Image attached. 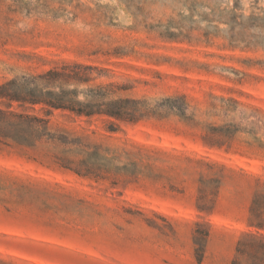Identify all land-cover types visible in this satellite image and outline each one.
Instances as JSON below:
<instances>
[{
  "label": "rangeland",
  "instance_id": "374dc122",
  "mask_svg": "<svg viewBox=\"0 0 264 264\" xmlns=\"http://www.w3.org/2000/svg\"><path fill=\"white\" fill-rule=\"evenodd\" d=\"M61 61L105 69L97 83L128 85L115 96L150 107L185 95L195 121L233 123L240 133L230 149H210L200 128L174 116L110 132L107 118L51 111L52 133L65 129L111 148L143 145L166 155L148 162L152 172L144 162L136 180L112 185L1 149L0 174L31 181L42 195L15 204L14 215L0 206V255L28 264H198V222L210 230L200 264H230L256 178L264 177V150L244 143L252 135L264 143V0H0V84ZM212 96L237 104L211 110ZM25 111L45 116L40 107ZM125 162L121 156L117 165ZM201 173L207 190L221 180L211 214L196 209Z\"/></svg>",
  "mask_w": 264,
  "mask_h": 264
},
{
  "label": "trees",
  "instance_id": "16d2710c",
  "mask_svg": "<svg viewBox=\"0 0 264 264\" xmlns=\"http://www.w3.org/2000/svg\"><path fill=\"white\" fill-rule=\"evenodd\" d=\"M105 69L76 61H61L42 74L11 79L0 84V150L18 149L27 159L40 164L49 163L56 168L75 176L95 182L110 181L116 185L120 180L130 182L143 174L142 164L146 162L148 172L152 167L150 160L166 152L143 145L130 148H111L93 141L87 135L60 129L50 131L47 116L51 111L61 110L76 117H104L111 121L110 132L116 131L121 123L136 124L143 120H163L174 116L191 128H200L199 135L203 146L210 149H230L237 140L240 128L233 123L201 125L194 115H187L189 103L185 95H173L162 99L153 107L145 99L115 96L126 92L130 87L119 83H97ZM211 110H225V103L237 104L233 99L211 97ZM40 107L45 116L30 114L27 108ZM249 147L264 150V143L255 135L244 141ZM43 146V150H39ZM28 151H38L29 155ZM124 156L127 160L122 166L117 162ZM188 162L224 170L215 162L186 158ZM149 173L148 177H150ZM213 189L207 190V180L200 174V187L196 201L199 212L211 214L214 210L220 178L211 180ZM31 181L0 174V206L4 213H17L15 204H20L32 195H42L35 190ZM210 230L208 225L194 223L192 232L193 254L200 264L204 259L206 242ZM0 264H28L12 257L0 255ZM230 264H264V177L256 178L252 198L248 206L246 230L238 236Z\"/></svg>",
  "mask_w": 264,
  "mask_h": 264
}]
</instances>
